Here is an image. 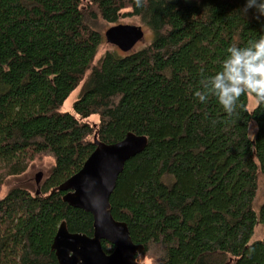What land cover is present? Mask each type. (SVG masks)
Here are the masks:
<instances>
[{"label":"trees","instance_id":"1","mask_svg":"<svg viewBox=\"0 0 264 264\" xmlns=\"http://www.w3.org/2000/svg\"><path fill=\"white\" fill-rule=\"evenodd\" d=\"M244 4L0 0V192L32 162L53 160L37 190L16 186L0 198V264H58L51 245L61 222L92 236L91 214L64 202L59 188L96 142L127 133L145 136L147 145L125 162L109 202L113 218L143 246L138 257L264 264V238L249 244L255 225L264 224V204L253 210L264 177V104L248 111L253 95L245 93L228 115L214 96L201 103L194 95L228 47L264 34V17ZM123 18L137 20L152 39L95 60L103 30ZM79 85L74 114L61 111ZM93 114L96 127L84 121Z\"/></svg>","mask_w":264,"mask_h":264},{"label":"water","instance_id":"2","mask_svg":"<svg viewBox=\"0 0 264 264\" xmlns=\"http://www.w3.org/2000/svg\"><path fill=\"white\" fill-rule=\"evenodd\" d=\"M103 36L106 43L127 53L143 39L144 31L141 25L119 23L109 26ZM146 145L145 136L133 133L112 144L96 142L79 171L60 186L65 192L64 202L91 214L93 233L87 236L69 232L61 222L51 245L58 264H136L143 246L132 241L125 222L113 218L109 198L125 162ZM41 176V172L35 175L37 185ZM103 241L113 246L111 252L103 250Z\"/></svg>","mask_w":264,"mask_h":264},{"label":"clouds","instance_id":"3","mask_svg":"<svg viewBox=\"0 0 264 264\" xmlns=\"http://www.w3.org/2000/svg\"><path fill=\"white\" fill-rule=\"evenodd\" d=\"M139 6V0H137ZM252 9L256 18L264 17V0H245L244 10ZM251 93L264 104V34L247 46H230L220 68L201 82L195 97L205 102L214 96L224 112L231 115L242 94Z\"/></svg>","mask_w":264,"mask_h":264},{"label":"rangeland","instance_id":"4","mask_svg":"<svg viewBox=\"0 0 264 264\" xmlns=\"http://www.w3.org/2000/svg\"><path fill=\"white\" fill-rule=\"evenodd\" d=\"M119 23L141 25L137 20H134L131 18H123L120 20ZM107 28L108 27H106L103 30V33ZM142 29L144 31V37L140 42H138L134 46V48L131 51L138 50V49L142 48L147 42H150V40L152 39V34L150 33V31H148L143 26H142ZM106 50H117L118 52L123 53L120 50H118V48H116L115 46H112V45H110L104 41V43L99 48V51L97 53L95 60H97L100 57V55L102 53H104ZM80 91H81V86L79 85L77 88H75L70 93V95L67 97V99L63 102L60 110L63 112L73 113L72 105L76 101V99L79 97ZM256 105H257V100L253 96L248 95V101H247L248 111H252L256 107ZM84 121H86V122H88V123H90L96 127V125L98 123V116L93 114V115L87 117L86 119H84ZM255 132H256V128L253 124L250 126V129H249V137L253 138L255 135ZM93 138L95 140V136H93ZM52 164H53V160L50 157L44 158L40 161L32 162L27 167L26 171L22 175L17 176V177H10L6 180L5 185L3 186V188L0 192V198H2L10 188L16 187V186L25 187V188L29 189L30 191L34 192L35 190L38 189V185L35 183L36 173L41 172V174H42L40 182H39V185H40L46 179V177H47V175H48V173L52 167ZM257 184H258L257 191H256L255 198L253 200V210L255 211L256 214H259L260 208L264 204V177L263 176L258 177V183ZM263 238H264V224L257 223L254 227L253 234L251 235V237L249 239V244H251L255 241H258V240H262ZM136 261L138 264H150V262H151V260L147 257L142 258V257H138V256L136 258Z\"/></svg>","mask_w":264,"mask_h":264},{"label":"flooded vegetation","instance_id":"5","mask_svg":"<svg viewBox=\"0 0 264 264\" xmlns=\"http://www.w3.org/2000/svg\"><path fill=\"white\" fill-rule=\"evenodd\" d=\"M138 256V255H137ZM137 256H136V258H137ZM136 258H135V262H136ZM137 264V263H136Z\"/></svg>","mask_w":264,"mask_h":264}]
</instances>
